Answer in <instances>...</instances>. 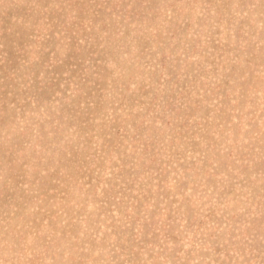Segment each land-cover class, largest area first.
Returning a JSON list of instances; mask_svg holds the SVG:
<instances>
[{"label": "rangeland", "instance_id": "1", "mask_svg": "<svg viewBox=\"0 0 264 264\" xmlns=\"http://www.w3.org/2000/svg\"><path fill=\"white\" fill-rule=\"evenodd\" d=\"M0 264H264V0H0Z\"/></svg>", "mask_w": 264, "mask_h": 264}]
</instances>
